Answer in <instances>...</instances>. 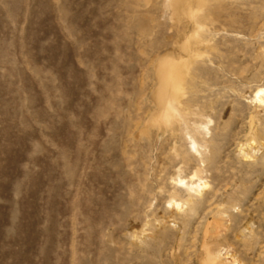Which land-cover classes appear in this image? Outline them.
Returning <instances> with one entry per match:
<instances>
[{
  "label": "rangeland",
  "instance_id": "374dc122",
  "mask_svg": "<svg viewBox=\"0 0 264 264\" xmlns=\"http://www.w3.org/2000/svg\"><path fill=\"white\" fill-rule=\"evenodd\" d=\"M167 1L0 0V264H264V0Z\"/></svg>",
  "mask_w": 264,
  "mask_h": 264
},
{
  "label": "bare ground",
  "instance_id": "6f19581e",
  "mask_svg": "<svg viewBox=\"0 0 264 264\" xmlns=\"http://www.w3.org/2000/svg\"><path fill=\"white\" fill-rule=\"evenodd\" d=\"M190 1L191 0H168L166 3H167V8H168L169 12L171 13V16H172L171 18H177V17H179V15L182 12L186 11L187 9L189 10ZM187 40H190V39L188 38ZM183 51L187 52L188 47H186V46L183 47ZM165 58H167V57H164V59ZM164 59L161 60V63L159 64V66H160L159 74H160V77L162 79L161 96H162V98H164L165 96L169 95L168 94V89H169L171 91V97L175 98L180 93L179 89L181 88L180 72H179V69L175 63L165 61ZM255 99L260 105H264V89H258L255 92ZM164 106H165V110L167 112H170L171 110H173V107H171L169 103L168 104L165 103ZM166 117H167V115H166ZM192 144L194 145V143H192ZM194 176H196V175L195 174L193 176L191 175L190 178L193 179ZM198 188H199V186H198ZM205 260L208 264H221L220 252L210 253L209 250H207Z\"/></svg>",
  "mask_w": 264,
  "mask_h": 264
}]
</instances>
